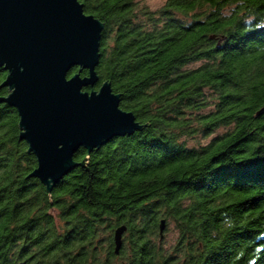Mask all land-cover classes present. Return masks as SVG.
Masks as SVG:
<instances>
[{"label": "trees", "instance_id": "trees-1", "mask_svg": "<svg viewBox=\"0 0 264 264\" xmlns=\"http://www.w3.org/2000/svg\"><path fill=\"white\" fill-rule=\"evenodd\" d=\"M79 1L104 24L94 90L142 129L80 148L49 191L0 102V264H264V0Z\"/></svg>", "mask_w": 264, "mask_h": 264}, {"label": "water", "instance_id": "water-1", "mask_svg": "<svg viewBox=\"0 0 264 264\" xmlns=\"http://www.w3.org/2000/svg\"><path fill=\"white\" fill-rule=\"evenodd\" d=\"M103 30L79 0H0V68L7 72L0 87L10 90L0 102L17 109L21 138L38 161L31 176L49 191L78 165L80 148L92 152L142 129L110 83L94 90ZM126 230L115 231L117 254Z\"/></svg>", "mask_w": 264, "mask_h": 264}, {"label": "rangeland", "instance_id": "rangeland-1", "mask_svg": "<svg viewBox=\"0 0 264 264\" xmlns=\"http://www.w3.org/2000/svg\"><path fill=\"white\" fill-rule=\"evenodd\" d=\"M167 0H144L143 4L150 8V10L156 11L161 9ZM225 129H221L219 132H224ZM211 140V137L204 138L203 136H196L193 140H188L189 146H196L200 143V145H205ZM179 237V230L175 223H169L167 228L164 231L163 244L169 251L173 249L175 243L177 242Z\"/></svg>", "mask_w": 264, "mask_h": 264}, {"label": "snow or ice", "instance_id": "snow-or-ice-1", "mask_svg": "<svg viewBox=\"0 0 264 264\" xmlns=\"http://www.w3.org/2000/svg\"><path fill=\"white\" fill-rule=\"evenodd\" d=\"M261 27H264V25H261ZM68 79H71V77H68Z\"/></svg>", "mask_w": 264, "mask_h": 264}, {"label": "flooded vegetation", "instance_id": "flooded-vegetation-1", "mask_svg": "<svg viewBox=\"0 0 264 264\" xmlns=\"http://www.w3.org/2000/svg\"><path fill=\"white\" fill-rule=\"evenodd\" d=\"M0 69H2V68H0ZM5 71V70H4Z\"/></svg>", "mask_w": 264, "mask_h": 264}]
</instances>
